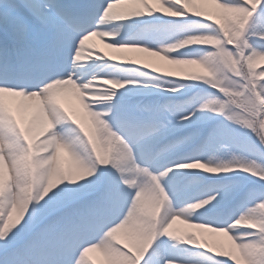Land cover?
<instances>
[{
    "label": "snow or ice",
    "instance_id": "snow-or-ice-1",
    "mask_svg": "<svg viewBox=\"0 0 264 264\" xmlns=\"http://www.w3.org/2000/svg\"><path fill=\"white\" fill-rule=\"evenodd\" d=\"M94 253L264 264V0H0V264Z\"/></svg>",
    "mask_w": 264,
    "mask_h": 264
},
{
    "label": "rangeland",
    "instance_id": "rangeland-1",
    "mask_svg": "<svg viewBox=\"0 0 264 264\" xmlns=\"http://www.w3.org/2000/svg\"><path fill=\"white\" fill-rule=\"evenodd\" d=\"M98 40L96 41V43L98 44ZM101 48H103V45L102 44H98ZM105 51L109 52L110 54H113L111 53V50H108V49H104ZM63 103H65L66 106H69V107H77L78 106V103L77 101L72 97V96H68L67 98L64 99ZM177 227L178 228H185L186 226L185 225H182V224H177ZM93 255V258L97 260L98 264H99V261L102 259L101 257H99V254H92Z\"/></svg>",
    "mask_w": 264,
    "mask_h": 264
},
{
    "label": "bare ground",
    "instance_id": "bare-ground-1",
    "mask_svg": "<svg viewBox=\"0 0 264 264\" xmlns=\"http://www.w3.org/2000/svg\"><path fill=\"white\" fill-rule=\"evenodd\" d=\"M98 44H99V42H98Z\"/></svg>",
    "mask_w": 264,
    "mask_h": 264
}]
</instances>
